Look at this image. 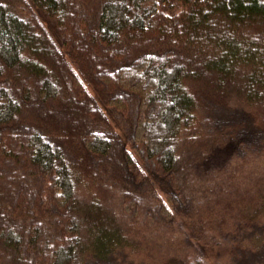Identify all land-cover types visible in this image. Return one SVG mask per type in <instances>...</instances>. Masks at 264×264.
<instances>
[{"label":"trees","instance_id":"1","mask_svg":"<svg viewBox=\"0 0 264 264\" xmlns=\"http://www.w3.org/2000/svg\"><path fill=\"white\" fill-rule=\"evenodd\" d=\"M0 264H264V0H0Z\"/></svg>","mask_w":264,"mask_h":264}]
</instances>
